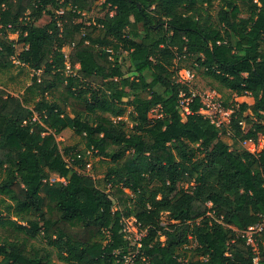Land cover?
Returning a JSON list of instances; mask_svg holds the SVG:
<instances>
[{
  "label": "trees",
  "instance_id": "16d2710c",
  "mask_svg": "<svg viewBox=\"0 0 264 264\" xmlns=\"http://www.w3.org/2000/svg\"><path fill=\"white\" fill-rule=\"evenodd\" d=\"M16 61L34 75L24 97L0 88V264H123L126 218L145 230L134 264H255L239 231L264 216V0H0V72ZM188 63L254 103H223L222 128L199 96L186 112ZM66 129L83 149L60 150Z\"/></svg>",
  "mask_w": 264,
  "mask_h": 264
},
{
  "label": "rangeland",
  "instance_id": "374dc122",
  "mask_svg": "<svg viewBox=\"0 0 264 264\" xmlns=\"http://www.w3.org/2000/svg\"><path fill=\"white\" fill-rule=\"evenodd\" d=\"M102 2L100 1L99 4ZM60 13V12H58ZM105 11L100 9H96L91 14L85 16V20L89 18H95L98 16H102ZM81 21V20H79ZM51 22V16L45 14L36 24L38 26H45ZM10 39L17 40V34L9 35ZM17 52L22 50V45L16 46ZM68 49V48H67ZM124 62V71L126 75L130 76L132 79L136 77L135 72L131 71L132 67L129 63V60L126 58ZM15 67H13L9 71L0 72V88L5 89L8 93L15 96H22L26 92V89L32 83V76L34 75V71L24 65H20L19 62H15ZM184 65V64H183ZM191 64H187V68L183 69L179 72V80L186 84L190 90V92L198 93L202 96H213L217 99H221L223 103L227 102L228 105H231L233 102H247L249 104L254 103V99L250 96H242L238 97L235 94L222 89L219 84L214 81L212 78L204 75L202 72H198L195 69L189 67ZM185 96V94H182ZM35 98V97H34ZM225 105V104H224ZM30 106L33 108L34 103H30ZM187 112V111H186ZM159 110L155 109L150 113L151 119H156L159 116ZM250 112H247L246 115H250ZM244 129L247 131L249 126L244 124ZM57 143L59 145L60 150L64 153L67 148H74L75 151L81 150L84 148L82 143V139L78 136L73 130L66 129L61 134L56 137ZM222 140L231 144L236 148H245L242 143L236 144L235 140L231 137L230 133L223 134ZM86 166L83 169H80L81 172L89 174L95 177L97 180L102 181L106 173V164H104L100 157L95 156L94 154H89L86 160ZM52 181H61L57 175H52ZM180 185V184H178ZM187 188V185H184ZM167 220V216H163V221ZM11 231L8 228H3L0 226V238L7 235L8 232ZM30 245L42 246L44 245V241L41 238H33L29 240Z\"/></svg>",
  "mask_w": 264,
  "mask_h": 264
},
{
  "label": "built area",
  "instance_id": "2783aa9c",
  "mask_svg": "<svg viewBox=\"0 0 264 264\" xmlns=\"http://www.w3.org/2000/svg\"><path fill=\"white\" fill-rule=\"evenodd\" d=\"M61 13V12H60ZM199 96L201 97L203 108L200 110V113L208 117L212 123H214L217 127H227L230 123L232 110L228 109L221 99H217L213 96L207 95L202 96L198 93L191 92V96L185 98L183 95V99L181 101V105L188 112V108L186 105L190 101L191 98ZM245 149L253 154H258L262 147L263 142L261 141L259 144H256L252 140H245L242 142ZM89 153H91L89 151ZM122 232L125 236V239L129 242L132 247L130 251L123 255V264H134L137 256L140 253V248L142 246V239L145 236V230L141 228V225L137 222L135 218H126L123 220V229ZM240 236L246 239V243L253 247L256 255L254 257V263L258 264L259 256H258V245L257 239L259 236L264 234V216L262 220L248 227L246 230L239 231ZM117 254H120V251H116Z\"/></svg>",
  "mask_w": 264,
  "mask_h": 264
}]
</instances>
